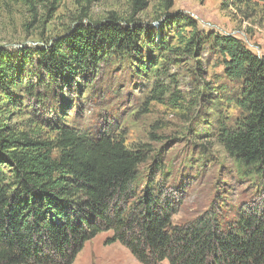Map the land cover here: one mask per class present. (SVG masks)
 <instances>
[{
	"label": "trees",
	"instance_id": "16d2710c",
	"mask_svg": "<svg viewBox=\"0 0 264 264\" xmlns=\"http://www.w3.org/2000/svg\"><path fill=\"white\" fill-rule=\"evenodd\" d=\"M132 1L135 11L150 6L149 0ZM173 6L174 0H161L164 12L156 21L162 20V31L170 34L161 31L158 48L140 21L113 16L104 24L77 25L52 48L34 51L48 87L71 82L110 56L131 63L148 49V64L139 63L144 75L157 69L149 66L157 65L154 50L190 59L207 51L220 60L224 78L237 88L232 99L242 112L234 126H221L219 141L255 169L264 194V56L232 35L205 34L192 20L171 16ZM185 28L191 29L189 36L183 34ZM175 40L179 45L174 46ZM23 71L16 60L0 54V93L6 96L0 105V264H72L85 243L103 232H113L108 245L121 243L141 264H264V199L234 220L210 211L178 225L173 198L164 188L147 187L142 195L135 191L144 151L131 150L110 134L58 126V117L47 121L55 128L48 139L8 124L11 113L3 109L21 104L15 91ZM204 84L203 97L212 93V84ZM24 92L33 95L35 85L29 82ZM165 94V86L157 83L151 100L160 101Z\"/></svg>",
	"mask_w": 264,
	"mask_h": 264
},
{
	"label": "rangeland",
	"instance_id": "374dc122",
	"mask_svg": "<svg viewBox=\"0 0 264 264\" xmlns=\"http://www.w3.org/2000/svg\"><path fill=\"white\" fill-rule=\"evenodd\" d=\"M160 3L149 0V8L140 12L132 0H0V54L25 70L15 91L21 104H9L3 112L11 113L8 124L18 131L36 130L45 139L55 134L47 121L58 117V126L110 134L129 149L144 151L135 191L142 195L147 187L164 188L174 201L175 224L192 223L210 211L234 220L238 212L261 204L264 194L255 169L233 157L219 141L221 126H234L242 112L232 99L237 88L224 78L217 57L205 51L190 59L154 50L152 62L157 65L149 66L157 72L150 69L142 75L139 63L148 64L150 59L145 49L143 57L131 63L121 56L106 57L91 72L54 88L48 87L49 79L39 68L34 51L52 48L77 25L104 24L113 16L140 21L155 36L158 48L162 20L156 19L164 12ZM170 14L192 20L205 34L232 35L264 56V2L174 0ZM183 30L189 36L191 29ZM204 81L212 84V93L203 97L208 87ZM29 82L35 85L31 96L24 92ZM157 83L166 91L160 101L151 100ZM217 89L223 98L214 92ZM2 96L0 105L6 102ZM112 235L103 232L86 242L72 264H141L121 243L108 245Z\"/></svg>",
	"mask_w": 264,
	"mask_h": 264
}]
</instances>
